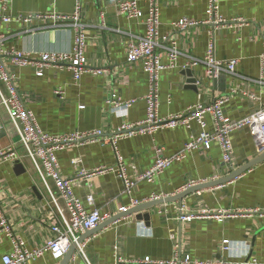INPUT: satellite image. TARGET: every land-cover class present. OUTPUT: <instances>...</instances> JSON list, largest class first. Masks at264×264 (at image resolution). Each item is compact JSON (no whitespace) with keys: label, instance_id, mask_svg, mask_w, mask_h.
<instances>
[{"label":"crops","instance_id":"0c3cea01","mask_svg":"<svg viewBox=\"0 0 264 264\" xmlns=\"http://www.w3.org/2000/svg\"><path fill=\"white\" fill-rule=\"evenodd\" d=\"M138 2L147 16V0ZM75 3L76 0H8L6 9H0V33L7 37L6 49L24 52L31 58L44 52H71L73 29L57 26L53 20L6 24L2 16L14 19L48 12L71 14ZM158 6L160 36L175 41L180 52L178 67L161 74V117L183 112L197 103L209 105L220 98L227 99L224 110L232 120L245 119L264 106V93L259 85L264 0H220V16L228 22L223 26L203 24L209 20L207 0H158ZM182 19L200 25L185 31L175 30L173 24ZM82 20L88 65L106 70L104 74H86L76 82L70 71L56 67L45 70L39 77L31 67H19L8 59L4 60L5 66L16 75L24 102L45 132L52 135L103 132L101 142L76 145L57 153L63 179L74 178L80 168L117 167L116 152L122 157L127 174L136 177L154 165L159 149L171 156L182 150L201 128L193 122L191 128L178 126L121 139L114 148L109 139L123 124L146 118L144 97L149 89L148 75L140 63H126L128 44L142 38L146 28L140 20L119 16L111 0H82ZM212 38L217 58L235 59L238 65L235 73L225 72L215 82L207 77L203 64L191 68L199 82L196 91L188 87L183 66L193 59H203ZM163 61L167 63L168 59ZM0 88L6 94L5 86L1 84ZM58 90L63 92L62 96L56 94ZM110 94L133 103L115 108L108 102ZM250 95H255L257 100H252ZM208 129H213L210 119ZM230 139L234 169L223 162L221 148L214 143L209 150L188 154L154 183H138L130 196L125 193L122 180L112 173L75 184L74 192L87 211L98 210L111 219L122 213L121 208L131 207L132 200L141 205L177 196L188 185L225 178L259 156L247 128L233 132ZM13 146L18 158L0 162V209L11 228L10 235L0 233V263L5 254L13 251V237L22 239L30 250L43 248L54 238L52 228L59 223V214L53 198L69 216L66 201L55 182L43 181L26 150L19 145L18 131L10 122L0 96V150ZM17 161L25 170L22 174L15 172ZM88 195L94 196L93 205L87 202ZM181 207L186 215L196 218L181 221ZM252 209H260L263 214H244ZM218 214H224L223 219L216 218ZM91 233L81 244L83 254L76 248L69 264H114L117 258L171 261L177 254L182 259L202 263L264 264V162L231 182L196 191L180 201L152 206ZM61 261L46 253L28 264Z\"/></svg>","mask_w":264,"mask_h":264},{"label":"built area","instance_id":"2783aa9c","mask_svg":"<svg viewBox=\"0 0 264 264\" xmlns=\"http://www.w3.org/2000/svg\"><path fill=\"white\" fill-rule=\"evenodd\" d=\"M119 16H124L131 20H140L143 22L146 33L137 41L130 42L126 50V63H140L148 75L149 89L144 97L146 103V118L138 123H125L118 132L109 139V143L116 147V142L121 139L132 138L147 134H154L164 129H174L178 126L191 128L193 122L197 123L201 131L193 135L191 140L182 150L166 156L163 150L157 151V159L152 167L138 174L136 177L129 176L122 157L116 152L118 165L117 167H100L94 170L80 168L76 176L72 179H63L60 174V163L57 153L72 148L76 145H86L94 142H101L103 132L87 131L75 132L70 134L52 135L45 132L38 123L37 117L31 111L24 99L22 98L18 87L17 77L14 73L8 72L4 60L8 59L19 67H31L37 76L42 77L45 70L56 67L61 70H68L72 73L76 82L86 75L100 76L106 72L102 69L89 67L85 55L87 46V36L85 25L82 20V0H76L74 10L71 14H58L48 12L45 14L18 16L10 18L2 16L4 23L12 22L31 23L34 20H53L57 26H66L74 30L75 37L73 49L71 52H44L37 58H31L28 54L8 50L5 47L6 35L0 33V86L6 88V94L1 91V103L5 107L10 122L16 127L19 134V145L23 147L28 157L32 160L36 170L43 181L47 184L48 180H53L60 195L66 201L69 216L67 217L63 210L57 205L53 198L59 214V223L52 228L55 234L54 238L49 240L43 248L28 249L25 242L13 237V251L5 254L0 264H28L37 261L46 253H50L54 260L61 261L68 254L71 246L77 243L82 234L96 229L102 223L110 219L109 216H103L98 210L93 212L87 211L82 201L74 192L75 184L92 177L103 174H116L124 184V190L129 196L132 194L135 186L140 182L154 183L166 170L177 163L183 162L188 154L209 150L212 144L218 143L223 156V162L230 168L234 169L233 154L234 149L230 139L233 132L247 128L256 142L258 155L264 153V106L255 111L253 114L242 120H232L224 110L227 99L220 98L209 105L197 103L189 106L183 112L161 117L160 109V80L162 72L178 67L180 52L176 47V42L167 37L160 36V8L158 0H147L149 4L148 15L144 16L139 6L138 0H111ZM208 1L209 20L203 24H212L223 26L228 24L220 16V0ZM8 0H0V9L5 10ZM174 29L185 31L189 28L197 27L199 22L182 19L174 23ZM164 58L168 59L165 63ZM200 64L206 67V75L213 82L220 79L223 73H235L238 60H220L216 56L215 42L211 39L208 49L203 59H193L183 66V69H191ZM259 85L264 93V47L260 55V78ZM62 91L58 90L57 95L62 96ZM252 100H257L255 95H250ZM115 108L129 107L133 101L124 102L117 94H110L108 100ZM208 119L212 120L213 129H208ZM16 147H10L6 150H0V162L4 159H16ZM201 184H191L183 188V191ZM87 202L94 204V196L88 195ZM140 205L137 200H132L131 207L121 208V212H126L133 207ZM260 209H252L244 214L251 216L253 214H263ZM180 220L192 221L196 216L186 215L184 207L180 208ZM224 214H218L216 218L223 219ZM6 232L11 234V228L8 220L0 209V233ZM80 252L83 254L84 247L78 245ZM114 264H212L194 262L190 258L182 259L179 254L171 261H153L150 258L143 260H124L117 258ZM225 264V263H219ZM247 264H259L256 261Z\"/></svg>","mask_w":264,"mask_h":264},{"label":"water","instance_id":"95a60500","mask_svg":"<svg viewBox=\"0 0 264 264\" xmlns=\"http://www.w3.org/2000/svg\"><path fill=\"white\" fill-rule=\"evenodd\" d=\"M184 74L188 78V80H187L188 87H190L196 91L199 90L198 89L199 82L194 77L193 71L191 69H186L184 71ZM263 162H264V153L259 155L257 158L251 160L249 163L245 164L244 166L238 168L237 170H234L229 176H227L225 178H222V179L217 180L215 182L205 183V184H201V185L189 188V189L185 190L182 194H179V195L174 196V197H170L167 199H161V200L159 199V200H155L152 202H147V203L141 204L137 207H134L133 209H130L126 212H122L119 215L112 217L111 219L107 220L105 223L98 226L96 229L88 231L83 236H81L78 239L77 243H75L71 246L68 254L64 257V259H62L60 264H69L71 258L73 257V255L76 251V248H78V245L82 244L84 242V240H86V238H88V236L92 234L91 232H96L97 230L103 229L104 227H106V226L120 220L121 218L126 217V216L141 213L145 210H148L149 208H152V206H156V205L167 203V202L180 201V200H183L187 195H189L191 193H195L196 191L206 189V188H210V187H214V186H219V185L231 182L234 179H236L237 177H239L242 174H244L245 172H247L248 170H250L251 168H253L254 166L261 164ZM15 172L17 174H22L25 172L24 168L22 167V165L18 161L16 162V165H15Z\"/></svg>","mask_w":264,"mask_h":264}]
</instances>
